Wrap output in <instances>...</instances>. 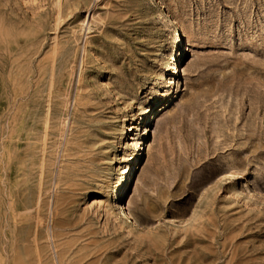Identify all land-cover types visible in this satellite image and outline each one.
Returning a JSON list of instances; mask_svg holds the SVG:
<instances>
[{"label": "rangeland", "instance_id": "1", "mask_svg": "<svg viewBox=\"0 0 264 264\" xmlns=\"http://www.w3.org/2000/svg\"><path fill=\"white\" fill-rule=\"evenodd\" d=\"M0 264H264V0H0Z\"/></svg>", "mask_w": 264, "mask_h": 264}, {"label": "bare ground", "instance_id": "2", "mask_svg": "<svg viewBox=\"0 0 264 264\" xmlns=\"http://www.w3.org/2000/svg\"><path fill=\"white\" fill-rule=\"evenodd\" d=\"M176 32H177V36H178V38H177L175 41L178 42V40L181 39V43H183V42H184V39H183V31H181V29H180L179 27H176ZM181 55H182V50L180 49V50L176 53V57L174 58V63L172 64L171 69H170V70H171L170 73H171L172 75H175V74H177V73L179 72V71H178V68H177V62H178V60H179V58H180ZM158 110H160V111H159V113H158L156 116H158L159 114H161V112H162V108L159 107ZM150 123H151V121H150ZM131 126H134V125H131ZM131 128H132V127H131ZM136 128H137V127H136ZM132 129H133V128H132ZM154 136H155V135H154ZM140 141H141V143H140V150H139V152H140L142 149L145 150V145H146V141H143V140H140ZM140 155H141V154L139 153V156H140ZM132 168H133V166H130V167H129V172H128V174L132 171ZM128 174L124 177V180L122 181V187H121V190L119 191V193L116 194V200H119V195H120L122 189H123L124 186H125V180H126ZM226 174H228V171H226Z\"/></svg>", "mask_w": 264, "mask_h": 264}]
</instances>
